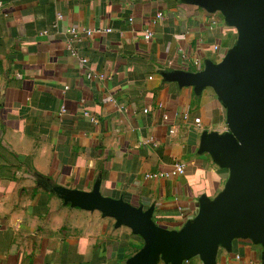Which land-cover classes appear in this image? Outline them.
<instances>
[{"label": "crops", "instance_id": "0c3cea01", "mask_svg": "<svg viewBox=\"0 0 264 264\" xmlns=\"http://www.w3.org/2000/svg\"><path fill=\"white\" fill-rule=\"evenodd\" d=\"M1 1L0 264H127L144 239L51 188L99 181L104 196L154 206L160 226L193 219L228 177L198 151L204 130H227L226 108L163 73L220 62L237 30L191 0ZM262 251L236 239L217 264H263Z\"/></svg>", "mask_w": 264, "mask_h": 264}, {"label": "water", "instance_id": "95a60500", "mask_svg": "<svg viewBox=\"0 0 264 264\" xmlns=\"http://www.w3.org/2000/svg\"><path fill=\"white\" fill-rule=\"evenodd\" d=\"M209 12L220 11L236 28L237 40L220 62L207 60L200 71L163 73L168 81L194 88L211 87L226 108L227 130H204L199 153H208L228 169L224 188L203 194L199 211L180 229L153 220L154 206H135L124 198L104 196L98 181L92 191L56 185L51 191L65 204L99 210L144 239L127 264H184L199 256L217 264L219 248L232 251L236 239L263 247L264 264V0H191Z\"/></svg>", "mask_w": 264, "mask_h": 264}, {"label": "built area", "instance_id": "2783aa9c", "mask_svg": "<svg viewBox=\"0 0 264 264\" xmlns=\"http://www.w3.org/2000/svg\"><path fill=\"white\" fill-rule=\"evenodd\" d=\"M2 8H3V2L0 0V11L2 10ZM71 31L73 33L76 32L74 29H72ZM151 35H152V33L149 30H146V32H145V38L147 40L151 38ZM68 49L70 51H72L73 53H76V51L74 50L73 46L70 43L68 44ZM81 61H82V63H85L87 61V59L86 58H82ZM85 114H87V113H85ZM196 122L199 124L200 120L197 119ZM184 168H185L184 163L178 162V163L175 164V167L172 170L171 174L180 173V172H182L184 170ZM160 175H164V174L161 173ZM154 176H156V174H148V177H154Z\"/></svg>", "mask_w": 264, "mask_h": 264}]
</instances>
